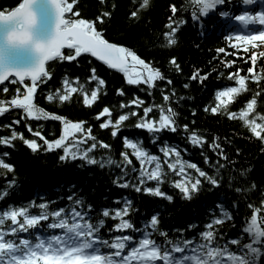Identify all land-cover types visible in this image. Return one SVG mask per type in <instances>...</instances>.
<instances>
[{
	"label": "snow or ice",
	"instance_id": "6c2138e0",
	"mask_svg": "<svg viewBox=\"0 0 264 264\" xmlns=\"http://www.w3.org/2000/svg\"><path fill=\"white\" fill-rule=\"evenodd\" d=\"M103 2L104 0H101V3ZM227 2L228 0H185L184 4L179 6L176 3L169 4L170 15L165 25L168 30L163 33L167 45L177 43L176 34L188 22L179 16V12L189 6L192 8L190 17L197 24L202 25L209 13L238 22L243 30H229V34L225 36L232 47L248 52V45H252L254 49L257 42L264 45V28L256 30L254 27L257 24L264 26V10H241L239 14H235L221 7ZM255 2L256 0H242V5L252 6ZM139 7H150V0H141ZM129 15L135 18L138 12L133 10ZM110 16L111 12L102 11L94 19L85 18L80 14L78 0H17L10 8L0 9V84L5 81H18L23 85L22 93L20 88H16L17 94L10 99H0V115L6 113L9 108L21 110L18 119H13L10 124L0 125V128L10 129L8 135H0V145L15 147L14 141L19 139L32 152L60 149L58 159L61 162L80 159L86 164H99L100 167L119 166L110 154L99 161L92 155L97 147L110 149L111 145L97 140L92 134L91 124L85 126V121L66 119L65 116L46 111L44 107L34 103V94L39 85L52 77V72L46 66L48 62L67 61L79 64L77 58L83 54H88L108 68L123 73L128 85H146L149 95L157 80L166 81L167 85L172 84L170 78L154 67L151 61L142 58L137 51L106 38L103 25L105 18ZM216 51L224 53L225 49L217 48ZM232 55L236 56L238 52H233ZM258 57H264V51L258 54L253 50L250 55L244 56V59L255 65ZM168 63L173 65L177 72L181 71L175 56L170 57ZM223 63L228 67L235 61L227 60ZM89 72L87 80L96 82L90 90L79 83L78 77L69 78L65 75L61 87H57L55 91L49 90L44 99L52 103H63L70 101L73 94H78L82 95L84 105H92L98 99V92L106 81L98 75L97 67H90ZM247 73L251 75L241 74L239 68L234 72L229 71L227 75L235 81V86L216 91L217 104L210 108L205 105V110L217 113L221 106L227 105L238 93L247 90L246 80L260 79L252 66L247 68ZM208 75L207 72L202 73L196 69L189 79L203 83ZM183 86L187 88L189 85ZM0 91L7 92L8 89L3 88ZM115 91L120 96L125 95L122 88H116ZM174 95L173 89L162 91V103L143 106L144 100L133 93L126 103L123 100L119 102L120 109L134 106L129 108V111L113 116L112 109L104 106L96 113L99 128L110 129L112 137L118 136L120 128L124 126L123 122L128 120L129 116L136 117L134 127L145 130L152 144L162 153V156L150 153L139 139L122 136L125 150L120 151L119 155L123 166L120 167V174L113 179L117 186L132 187L136 192L171 201L172 195L160 187L166 178L162 165H166L167 170L178 177L172 184L184 199H192L201 191L205 181L213 187L221 183L215 174L210 175L197 163L182 159L181 148L161 137L164 131L175 133L179 129L193 146L203 147L206 142V137L198 134L196 130H190L188 124H177L178 113L172 106ZM256 103L253 96L238 113L228 111L227 116L230 119L239 116L243 124L248 126L252 136L264 143V116L256 113L260 116V123L255 117L249 118V113L253 112ZM141 107L142 115L138 116L137 109ZM32 119L59 121L62 131L56 138L47 139L40 130H33L30 124L25 123L24 127L33 137L39 138L41 144L35 138H26L13 127L21 121ZM89 141L92 143H88ZM81 145L84 147L81 148ZM208 147L227 162V157L215 138ZM183 151L186 152L187 148H183ZM9 155L8 152L2 153L4 157ZM132 157L138 161L139 168L134 165ZM203 159L205 164L210 163L207 155H204ZM214 166L222 169L225 164L218 160ZM14 167L12 163L0 158V168L13 172ZM130 172L136 174L135 182L132 181ZM149 182L154 184L150 185ZM7 184L6 189L0 190V200L8 195L15 185V179ZM252 187H255V182ZM235 190L240 192L241 188L237 187ZM66 199L71 203L56 207H50L54 201L41 199L39 203L33 200L21 205L8 204L0 209V264H259V258L264 255V215H258L264 213V198L260 200L259 207L252 203L247 205L252 211L245 222L246 226L236 237L226 240L220 237L214 228V225H221L225 220L231 219L229 211L219 204L220 214L213 216L204 226V230L198 233V241L193 237H185L184 228L173 229V232L180 235L169 237L167 230L159 227V213L156 212L150 215L143 229L135 228L129 217V213L133 211L130 199H125L121 205L120 199L114 198V203L118 206L102 208L95 219L92 215V204L85 205V200L77 197L75 193L68 195ZM109 217L115 222L107 228V234H104L101 230L105 227V218ZM192 227L193 225H188L189 229ZM132 232L139 235H133ZM22 233L27 235H21ZM156 235L162 237V241L155 239Z\"/></svg>",
	"mask_w": 264,
	"mask_h": 264
},
{
	"label": "trees",
	"instance_id": "16d2710c",
	"mask_svg": "<svg viewBox=\"0 0 264 264\" xmlns=\"http://www.w3.org/2000/svg\"><path fill=\"white\" fill-rule=\"evenodd\" d=\"M184 2L185 0H150V7L140 8L141 0H104L103 3L101 0H78L80 14L85 18L94 19L102 11L111 12V16L105 18L106 22L103 25L106 38L137 51L142 58L151 61L154 67L159 68L166 77L170 78L172 84L167 85L166 81L157 80L149 95L146 85L140 87L128 85L123 73L95 61L88 54L77 58L79 64L67 61L48 62L46 66L52 72V77L39 85L34 94V103L44 107L46 111L63 115L66 119L85 121V126L91 124L92 134L97 137V140H103L111 145L110 149L97 147L92 155L99 161L110 154L119 166L100 167L99 164L89 165L80 159L61 162L58 159L60 149L32 152L19 139L14 141L15 147L0 145V158L15 166L13 172L0 168V190L6 189L7 182L15 179V185L9 190L8 195L0 200V209L8 204L21 205L33 200L39 203L41 199L54 201L50 207L68 205L71 202L66 197L75 193L77 197L85 200V205L88 203L93 205L92 215L95 219L102 208L118 206L114 203V198H119L121 205L125 199H130L133 211L129 213V217L135 228L143 229L150 215L156 212L159 213V227L167 230L169 237L180 235L178 232H173V229L184 228L185 237H193L198 241V233L204 230V226L213 216L220 214L219 204H222L229 211L231 219L225 220L221 225H214L218 235L226 240L242 232L252 211L247 205L252 203L259 207L260 200L264 198V143L252 136L248 126L243 124L239 116L230 119L227 112L238 113L247 100L255 96L257 103L253 112L249 113V118L255 117L258 123L262 122L260 116H264V57H258L256 64L252 65L250 60L244 59V56L250 55L253 50L259 54L264 51V45H259L257 42L255 49L252 45H248V52H243L242 48L232 47L231 42L225 39L229 30L236 27L232 20L209 13L202 25L197 24L190 17L192 8L189 6L186 10L179 12V16L187 19L188 22L176 34L177 43L168 46L163 33L168 30L165 25L170 15L169 4L176 3L179 6ZM16 3L17 0H0V9L10 8ZM241 4L242 0H228L221 7L237 14L242 10ZM133 10L138 12L135 18L129 15ZM217 48H224L225 52L218 53ZM233 52H238V55L233 56ZM173 56L180 65V72L168 63L170 57ZM227 60H233L235 63L225 67L223 62ZM250 66L254 67L260 79L258 81L246 80L247 90L238 93L227 105L221 106L217 113L206 111L205 105L210 108L217 104L216 91L224 87L235 86V81L229 79L227 73L239 68L241 74L250 76L251 74L247 73V68ZM90 67H97L98 75L106 81L98 92V99L92 105H84L82 95L78 94H73L70 101L63 103H52L44 99L49 90L55 91L57 87H61V81L65 75L69 78L78 77L79 83L83 84L85 89L90 90L91 86L96 83L87 80ZM196 69L209 74L203 83L189 79ZM26 82L31 83V81ZM184 84L189 86L185 88ZM3 88L8 89L7 92L0 91V99L4 100L17 94L16 88H20L21 93L23 92V85L19 82L9 81L0 87V89ZM116 88L124 89L125 95H118ZM141 88L144 90L142 91ZM170 89L175 92L172 96V106L178 113L177 124H188L190 130H196L198 134L205 136L206 142L203 147L193 146L187 141L183 131L179 129L175 133L164 131L161 137L181 148L182 159L197 163L199 167L208 171L210 175L215 174L221 181L215 187L205 181L201 191L190 200L182 198L179 190L174 187L172 181L178 177L173 172H169L166 165H162L166 178L160 187L172 195L171 201L136 192L132 187L125 188L114 184L113 179L120 174V167L123 166L119 155L120 151L125 150L122 145V136L139 139L150 153L160 156L162 153L159 152L157 146L152 144L145 130L134 127L136 117L129 116L128 120L123 122L124 126L120 128L117 137L111 136L110 129L99 128V121L96 119V113L104 106L112 109L113 116L129 111V108L134 106L120 109L119 102L123 100L126 103L132 98L133 93L144 100L143 106H148L152 103H162L161 92ZM142 107L137 109L138 116L142 115ZM20 115V109L9 108L6 113L0 115V125L10 124ZM25 123L30 124L33 130H40L47 139L56 138L62 131L61 122L52 119H32L13 125L26 138L35 137L24 127ZM9 133V128H0V135ZM214 138L221 145L227 162L220 159L216 151L208 147ZM35 139L42 144L39 138ZM82 147L84 145H81ZM183 148H187V151H183ZM3 152H8L10 155L4 157ZM204 155L210 158V163H204ZM132 159L134 165L139 168L138 161L134 157ZM218 160L225 164L224 168L218 169L214 166ZM130 168L131 166L129 170ZM186 171L193 170L186 169ZM135 175L130 172L133 182H135ZM253 182H255V187H252ZM149 184L152 185L154 182H149ZM237 187L241 188L240 192L235 190ZM258 215H264V213ZM105 221V227L101 231L107 234V228L111 227L115 221L110 217L105 218ZM190 224L193 225L191 229L188 228ZM132 234L139 235L136 232ZM21 235L27 234L22 233ZM155 239L162 241L163 238L156 235ZM244 239L247 242V238ZM230 247L235 246L230 245ZM259 264H264V255L259 258Z\"/></svg>",
	"mask_w": 264,
	"mask_h": 264
},
{
	"label": "water",
	"instance_id": "95a60500",
	"mask_svg": "<svg viewBox=\"0 0 264 264\" xmlns=\"http://www.w3.org/2000/svg\"><path fill=\"white\" fill-rule=\"evenodd\" d=\"M94 58V57H93ZM94 59H96V58H94ZM97 60V59H96ZM98 61V60H97ZM101 62V61H100ZM115 70V69H114ZM7 81H5V82H3L2 84H0V86L1 85H4L5 83H6Z\"/></svg>",
	"mask_w": 264,
	"mask_h": 264
}]
</instances>
